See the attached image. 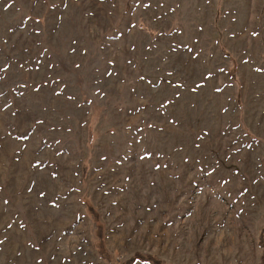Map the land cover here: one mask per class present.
<instances>
[{"label": "rangeland", "instance_id": "374dc122", "mask_svg": "<svg viewBox=\"0 0 264 264\" xmlns=\"http://www.w3.org/2000/svg\"><path fill=\"white\" fill-rule=\"evenodd\" d=\"M139 253L263 262L264 0H0V264Z\"/></svg>", "mask_w": 264, "mask_h": 264}, {"label": "trees", "instance_id": "16d2710c", "mask_svg": "<svg viewBox=\"0 0 264 264\" xmlns=\"http://www.w3.org/2000/svg\"><path fill=\"white\" fill-rule=\"evenodd\" d=\"M137 261H142V262H147V263H152V264H162L160 260L156 259L153 256L150 255H143L141 253L137 254L135 257L131 258L127 264H134ZM264 264V256H263V262Z\"/></svg>", "mask_w": 264, "mask_h": 264}]
</instances>
